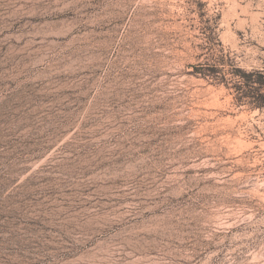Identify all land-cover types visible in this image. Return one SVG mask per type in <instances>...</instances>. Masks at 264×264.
<instances>
[{"label":"rangeland","instance_id":"1","mask_svg":"<svg viewBox=\"0 0 264 264\" xmlns=\"http://www.w3.org/2000/svg\"><path fill=\"white\" fill-rule=\"evenodd\" d=\"M238 69L264 0H0V264H264Z\"/></svg>","mask_w":264,"mask_h":264},{"label":"trees","instance_id":"2","mask_svg":"<svg viewBox=\"0 0 264 264\" xmlns=\"http://www.w3.org/2000/svg\"><path fill=\"white\" fill-rule=\"evenodd\" d=\"M237 71L241 79L238 88L246 86L249 90L245 94L251 97L259 107L264 106V69L253 71L238 69Z\"/></svg>","mask_w":264,"mask_h":264}]
</instances>
